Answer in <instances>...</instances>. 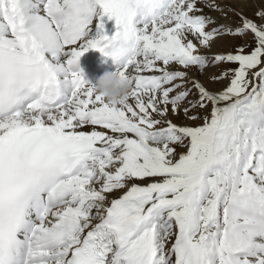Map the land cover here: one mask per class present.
<instances>
[{
	"label": "snow or ice",
	"instance_id": "snow-or-ice-1",
	"mask_svg": "<svg viewBox=\"0 0 264 264\" xmlns=\"http://www.w3.org/2000/svg\"><path fill=\"white\" fill-rule=\"evenodd\" d=\"M200 11L0 0V264H264V7L262 22L237 13L238 25L211 28ZM247 32L250 50L202 51ZM120 36L139 54L119 63L133 87L116 105L79 58L115 56L106 45ZM223 62L239 66L212 77L229 79L221 90L189 78ZM209 105L198 125L169 118L196 121Z\"/></svg>",
	"mask_w": 264,
	"mask_h": 264
},
{
	"label": "rangeland",
	"instance_id": "rangeland-1",
	"mask_svg": "<svg viewBox=\"0 0 264 264\" xmlns=\"http://www.w3.org/2000/svg\"><path fill=\"white\" fill-rule=\"evenodd\" d=\"M220 6L222 9H227L230 13L229 21L228 23H224L231 26H236L240 23L239 17L237 13H243L244 15L248 16L249 18H252L253 20L257 22L260 21V18L255 15V12L258 7H264V0H248L247 7L244 5H241L237 2H232L231 0H218ZM217 39H224L225 42L223 45H221V48L218 49L216 46V51L218 53H227V49L234 51L236 48H238L241 45H246V50H250L251 47L254 46V38L253 34L251 32H247L243 35H237V34H221L217 37H214L212 41H215ZM213 45V44H212ZM211 45V46H212ZM230 45L232 46L231 48ZM220 47V46H219ZM209 55V54H208ZM238 62H223L216 65H209L207 66L203 72L201 73L196 67V78L199 79L206 87H208L210 90L218 91L224 88L228 83V78H223L220 80H213L212 77L215 75H219V73L226 69H234L237 68ZM208 71V72H206ZM195 96L190 97V99H195ZM211 108V105H209L207 108L200 110L197 108L195 109V112H198L201 119V122H203L202 117L205 113H207ZM203 115V116H202ZM196 120V121H198ZM180 147H177V152L179 151Z\"/></svg>",
	"mask_w": 264,
	"mask_h": 264
},
{
	"label": "clouds",
	"instance_id": "clouds-1",
	"mask_svg": "<svg viewBox=\"0 0 264 264\" xmlns=\"http://www.w3.org/2000/svg\"><path fill=\"white\" fill-rule=\"evenodd\" d=\"M106 48L116 53L115 56H108L117 63L115 71L104 72L95 82L88 81L96 94L101 95L106 102L118 105L127 100L133 87L127 76L121 74L119 63L121 60L134 59L139 54V45L134 39L120 36L110 40Z\"/></svg>",
	"mask_w": 264,
	"mask_h": 264
},
{
	"label": "bare ground",
	"instance_id": "bare-ground-1",
	"mask_svg": "<svg viewBox=\"0 0 264 264\" xmlns=\"http://www.w3.org/2000/svg\"><path fill=\"white\" fill-rule=\"evenodd\" d=\"M231 1L232 2H237V3L241 4V5H244L245 7H247V4H248V0H231ZM213 5H219V9L213 7ZM197 6H198V8L201 9V11L196 13V14H204L206 16H210V17L213 18L215 23L212 24V25H208L207 26L208 28L216 27L219 24H224V23L230 22L229 21L230 13L228 12L227 9H222V7L220 6L218 0H197ZM107 20H108L107 21V25L109 23H112V25H114L112 27V29L116 31L117 27L115 26V19L114 18L113 19H108L107 18ZM194 42H196V41L194 40ZM224 42H225L224 39H217L215 41H211V45L212 44L213 45L210 46V48H203L202 51L205 54H209V55L217 54L218 52L216 51V48L214 46H216L218 49H220L221 45H223ZM231 47L232 46L230 45L229 48H231ZM92 50L93 49H89L87 52H85L79 58V59H82L83 57H88L86 59V61H87V65H90V70L91 69L93 70V66H91V63L93 62L92 57H91V55H93ZM227 51L229 52V51H232V50L227 49ZM176 67H179V66H176ZM195 70H196L195 67H193L192 69L189 70V78H192V77L196 78V71ZM206 72H208V71H206ZM197 111H199V110L197 109ZM169 118L172 119L173 122H175L178 125H198V124L203 123V122H201V120H198V119H197L198 121H191V120L186 119L182 111L179 114H172L171 112H169ZM181 151H186V148H181L180 147L178 153L181 152ZM148 179H152V178H148ZM125 190L126 189L119 190V191H116V192H114L112 194H109V195L112 196V197H117V196L121 195L123 193V191H125Z\"/></svg>",
	"mask_w": 264,
	"mask_h": 264
}]
</instances>
